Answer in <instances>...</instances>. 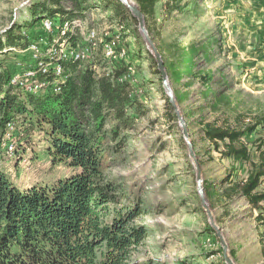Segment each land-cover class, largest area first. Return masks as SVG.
Returning <instances> with one entry per match:
<instances>
[{"label":"rangeland","instance_id":"rangeland-1","mask_svg":"<svg viewBox=\"0 0 264 264\" xmlns=\"http://www.w3.org/2000/svg\"><path fill=\"white\" fill-rule=\"evenodd\" d=\"M129 1L137 5V0ZM241 1L160 0L147 25L167 63L190 59L198 65L192 72L211 70L215 74V92L222 94L216 112L197 105L204 89L197 82H191L184 70L181 69L176 81L169 77L168 81L172 91L183 94L179 109L182 115L186 113L183 118L203 175L202 190L204 193L206 185L215 193L206 201L230 257L235 264H264V246L259 242L264 225L255 220L257 213L240 196L222 197L223 190L229 187L226 180L229 174L235 179H244L246 167L232 165L230 160L222 158L206 140L202 126L204 121L216 117L219 123L227 117L230 121L239 118L243 127L260 122L253 134L243 138L253 160L257 161L256 147L259 140L264 139V25L247 15L249 11L243 8ZM42 2L0 0V42L4 45L0 69L15 74L20 68L18 63L27 57V53L19 54L18 49L22 47L7 46L10 29H13L12 34L20 33L26 45L29 40L46 43L57 34L56 30L51 34L41 20L33 18L36 15L32 12ZM88 5L82 14H74L76 18H83L84 28L96 29L101 39L113 34L123 35L116 45L122 54L120 59L103 60L102 48L95 46L92 61L96 64L95 72L108 74L115 64L118 63V69L127 64L128 75L124 82L133 88L132 102L126 109L131 123L118 132L116 141L105 145L102 166V178L115 186L121 198L117 206L108 204V210L112 213L115 209L132 206L142 212L133 225L146 229V237L131 248L126 262L224 264L222 247L201 206L196 171L180 126L177 120H169L165 106L167 95L160 75L149 65L145 44L139 42L141 59L135 57L138 51L133 37L136 24L127 18L123 24L126 30L122 33L116 23L108 21L111 11L103 8L101 0H91ZM176 5L178 8H173ZM63 8L66 17L75 9L69 2L63 3ZM114 124L111 119L104 130L109 133ZM15 144V156L8 158L4 151L1 168L20 189L49 186L71 175L70 169L64 166L51 167L44 143L37 134L29 142L17 139Z\"/></svg>","mask_w":264,"mask_h":264},{"label":"trees","instance_id":"trees-1","mask_svg":"<svg viewBox=\"0 0 264 264\" xmlns=\"http://www.w3.org/2000/svg\"><path fill=\"white\" fill-rule=\"evenodd\" d=\"M90 1L43 0L32 12L36 15L33 18L37 21L59 16L64 21L75 17L76 12L82 14L89 8ZM158 1L137 0L149 34L147 22L153 17ZM65 2L75 8L67 17L63 8ZM101 2L103 8H110L108 21L116 23L122 33H125L123 24L127 18L136 24L133 37L138 51L135 57L140 60L142 47L139 42L143 46L144 43L137 21L120 2ZM12 31H8L7 46L26 47L25 38ZM120 38L123 39L122 34ZM3 47L0 42V53ZM146 53L150 67L160 75L153 56L147 49ZM161 57L169 78L176 81L182 69L191 82H197L204 89L198 106L213 112L218 110L217 102L222 94L215 92L213 71L192 72L198 65L190 59L167 63ZM117 65L111 73L100 75L90 68L82 70L78 62H68L60 77L46 76L48 79L60 78L58 93L25 96H20L17 88L10 85L13 73L0 69V134L7 123H13L15 132L19 131L14 134L15 141L29 142L37 134L44 143L51 167L64 166L71 171L68 178L52 185L22 190L1 168L4 149L0 147V264H129L126 260L131 248L146 237V229L133 225L134 219L142 214L139 208L128 206L112 213L107 208L108 204L119 205L121 198L115 186L102 178L104 148L109 141H116L118 132L131 123L126 109L132 102L133 88L127 82H119L128 74L129 66L126 64L118 69ZM173 93L181 108L183 94L174 90ZM165 106L169 120L176 121L167 98ZM111 119L115 124L108 133L104 127ZM259 124L243 127L239 118L230 121L227 117L219 123L216 117L204 121L202 126L206 140L222 158L230 160L232 165L246 167L244 179H235L229 174L226 179L229 187L223 190L222 197L244 198L250 209L257 213L255 220L264 225V188L259 191L264 187V139L259 140L256 147L257 161L243 142V138L253 134ZM210 190L211 187L204 186L206 199L215 195ZM259 242L264 246V232Z\"/></svg>","mask_w":264,"mask_h":264},{"label":"built area","instance_id":"built-area-1","mask_svg":"<svg viewBox=\"0 0 264 264\" xmlns=\"http://www.w3.org/2000/svg\"><path fill=\"white\" fill-rule=\"evenodd\" d=\"M82 20L83 18L72 17L61 21L59 16L41 20L44 28L51 34L56 30L57 34L46 43L29 40L26 47L18 49L19 54L27 53V57L22 63H18L20 68L12 75L10 85L17 88L20 96L58 93L60 78L48 79L46 76L54 74L55 77H60L64 64L68 62H78L81 67L95 70L96 64L92 61L97 44L102 48L103 60L114 61L121 58L122 54L116 47L120 35L113 34L109 38L101 39L96 29L84 28ZM127 75L119 82H124ZM14 134L13 123H7L5 130L0 134V147L8 158L15 156Z\"/></svg>","mask_w":264,"mask_h":264},{"label":"water","instance_id":"water-1","mask_svg":"<svg viewBox=\"0 0 264 264\" xmlns=\"http://www.w3.org/2000/svg\"><path fill=\"white\" fill-rule=\"evenodd\" d=\"M117 2H120L123 4L128 11L131 13V16L137 21L138 23V31L139 34L146 45L147 50L150 52V54L153 56L154 61L157 66V70L160 73L161 81H162V87L167 95L168 102L173 110V113L176 117V120L180 126L182 137L184 139V142L186 144L189 158L191 159L192 165L195 168L196 171V186L198 189V193L201 198V206L206 214V217L208 219L209 226L211 229L215 232L216 237L218 238L220 245L222 247V258L224 261V264H235L230 257L228 246L224 241V238L221 234V230L215 225V221L213 218V215L211 213L210 207L207 205V201L205 198V195L203 193V179H202V172L200 169L199 162L197 160V157L195 155V152L193 150L191 141H190V133L188 126L185 123V120L183 118V115L179 109V106L177 104V101L175 99L174 93L170 87L169 81H168V74L164 65V61L161 57V54L156 47L152 37L150 36L149 32L146 29L145 19L143 13L140 11L138 5L132 4L129 0H115Z\"/></svg>","mask_w":264,"mask_h":264},{"label":"crops","instance_id":"crops-1","mask_svg":"<svg viewBox=\"0 0 264 264\" xmlns=\"http://www.w3.org/2000/svg\"><path fill=\"white\" fill-rule=\"evenodd\" d=\"M243 8H246L248 16L257 19L256 23L264 25V0H242Z\"/></svg>","mask_w":264,"mask_h":264}]
</instances>
